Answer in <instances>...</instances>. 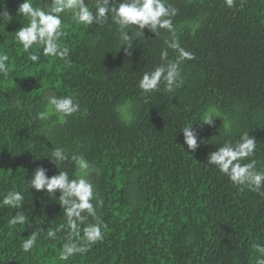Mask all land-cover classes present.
I'll return each instance as SVG.
<instances>
[{
  "label": "trees",
  "instance_id": "16d2710c",
  "mask_svg": "<svg viewBox=\"0 0 264 264\" xmlns=\"http://www.w3.org/2000/svg\"><path fill=\"white\" fill-rule=\"evenodd\" d=\"M22 2L2 0L12 18L0 23V51L10 58V76L0 77V195L23 190L31 226L10 225L17 210L0 207V264H255L253 245L264 244V196L238 189L206 162L225 140L248 131L257 140L252 159L264 167V0H236L232 8L224 0H170L179 10L173 23L180 45L195 59L181 64V88L165 92L162 85L147 102L138 80L162 62L167 31L145 29L129 56L115 26L89 28L65 17L69 62L41 55L33 64L14 39L26 22L17 15ZM53 94L74 95L81 111L34 118ZM209 107L220 118L197 127ZM191 122L194 152L180 132ZM58 146L90 161L105 225L103 241L67 261L59 260L65 232L46 237L65 223L57 198L26 185L39 165L48 176L57 173L45 156ZM63 168L76 172L70 160ZM37 227L44 232L25 253L20 244Z\"/></svg>",
  "mask_w": 264,
  "mask_h": 264
},
{
  "label": "clouds",
  "instance_id": "9594fccd",
  "mask_svg": "<svg viewBox=\"0 0 264 264\" xmlns=\"http://www.w3.org/2000/svg\"><path fill=\"white\" fill-rule=\"evenodd\" d=\"M228 8L235 6L236 0H224ZM0 23L11 20L10 13L0 0ZM179 10L170 0H48L45 7L34 3V0H23L17 8V15L22 16L25 23L15 31L14 39L26 54V60L35 64L40 62L41 55L55 57L69 62L70 49L62 45V39L67 35L65 17L71 22L91 27L109 24L115 26L119 32L121 47L126 55H131L134 41H140L145 36V29L160 35L161 30L169 33L170 39L165 41L166 47L161 50V63L151 70L145 71L138 80V88L147 102L148 94L161 91L173 92L184 85L181 75V64L184 61L195 59L194 53L180 45L173 23ZM135 28L133 36L132 29ZM168 49L177 53L175 60H169ZM9 55L0 51V77L7 78L9 72ZM81 111L79 100L74 95H50L47 97L45 111L36 114L40 120H48L51 114H58L62 119L71 117ZM215 118L220 113L214 107L203 111L201 116L203 125L213 126ZM193 122L185 124L180 132L184 136L187 149L194 152L198 147V133L192 127ZM257 150V140L248 131L240 134L235 141L225 140L221 146L207 156L208 165L216 169L238 189L255 192L264 196V167L257 169V161L252 159ZM54 164L57 173L48 176V169L43 165L37 166L26 185L30 190L45 191L49 197H56L62 209L65 223L51 230H46V237L57 239L58 232L64 231V241L60 246L59 260L67 261L76 255H85L91 247L104 240V222L100 220L97 207L103 201L98 198L96 187L89 178L91 163L83 155H69L64 147L54 148L50 155L45 156ZM74 164V175L64 170L67 161ZM247 161V162H245ZM57 191L59 196L56 195ZM25 194L23 190L15 187L0 195V207L15 209L16 214L10 217V225L31 226L29 216L25 215ZM96 201V203H93ZM36 224L40 223L36 221ZM40 232L44 230L37 227L20 247L25 253H31L37 245ZM255 249V264H264V244L253 245Z\"/></svg>",
  "mask_w": 264,
  "mask_h": 264
}]
</instances>
